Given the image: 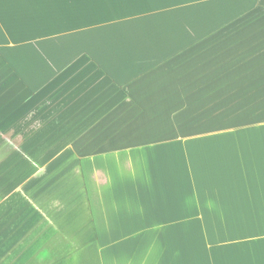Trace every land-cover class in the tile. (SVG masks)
Wrapping results in <instances>:
<instances>
[{"label": "crops", "instance_id": "crops-1", "mask_svg": "<svg viewBox=\"0 0 264 264\" xmlns=\"http://www.w3.org/2000/svg\"><path fill=\"white\" fill-rule=\"evenodd\" d=\"M0 264H264V0H0Z\"/></svg>", "mask_w": 264, "mask_h": 264}, {"label": "rangeland", "instance_id": "rangeland-1", "mask_svg": "<svg viewBox=\"0 0 264 264\" xmlns=\"http://www.w3.org/2000/svg\"><path fill=\"white\" fill-rule=\"evenodd\" d=\"M222 42H223V41H222ZM217 52H218V51H217ZM219 52H221V53L223 54V51H219ZM84 261H85V263H86V262L88 263V259H87V258H85Z\"/></svg>", "mask_w": 264, "mask_h": 264}]
</instances>
